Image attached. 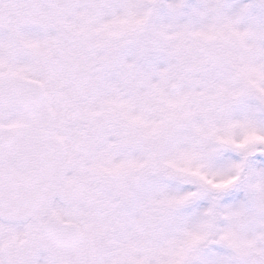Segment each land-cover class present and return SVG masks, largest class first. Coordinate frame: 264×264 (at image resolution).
Instances as JSON below:
<instances>
[{
    "label": "snow or ice",
    "instance_id": "obj_1",
    "mask_svg": "<svg viewBox=\"0 0 264 264\" xmlns=\"http://www.w3.org/2000/svg\"><path fill=\"white\" fill-rule=\"evenodd\" d=\"M0 264H264V0H0Z\"/></svg>",
    "mask_w": 264,
    "mask_h": 264
}]
</instances>
